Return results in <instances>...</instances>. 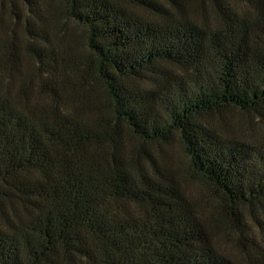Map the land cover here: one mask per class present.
<instances>
[{
  "label": "trees",
  "instance_id": "trees-1",
  "mask_svg": "<svg viewBox=\"0 0 264 264\" xmlns=\"http://www.w3.org/2000/svg\"><path fill=\"white\" fill-rule=\"evenodd\" d=\"M247 213L264 0H0V264H264Z\"/></svg>",
  "mask_w": 264,
  "mask_h": 264
},
{
  "label": "rangeland",
  "instance_id": "rangeland-1",
  "mask_svg": "<svg viewBox=\"0 0 264 264\" xmlns=\"http://www.w3.org/2000/svg\"><path fill=\"white\" fill-rule=\"evenodd\" d=\"M197 3L199 4V2ZM195 15L199 16L198 13ZM227 116L229 120L231 121L230 129L237 132L240 136H243L244 138H247L249 140L251 138H257L260 136L261 134L260 131L252 123V117L246 114H240L237 111H229L227 113ZM173 156L179 166L185 164V158L178 148H174ZM191 186H192V189L195 190V192H203L198 182L193 181L191 183ZM258 218L260 221L264 222V216L262 214L261 216L258 215ZM245 223L247 224L248 228L251 230L249 234L247 233L245 235L246 237L248 236L247 237L248 242L247 241L244 242L245 244L244 247L248 249V245L250 242L248 238H251L253 241H256V242L259 241L260 243V240L264 238V229L261 230L260 228H258V226L252 220L251 215L249 213H247L245 216ZM236 235L237 234H235L232 226L226 223L222 232L218 235L216 243L220 250L229 254L232 258L242 259V256L244 255L243 254L244 250H243L242 245L238 243Z\"/></svg>",
  "mask_w": 264,
  "mask_h": 264
}]
</instances>
